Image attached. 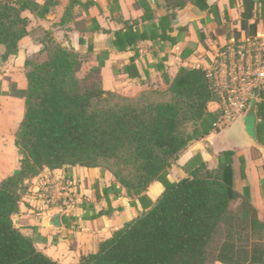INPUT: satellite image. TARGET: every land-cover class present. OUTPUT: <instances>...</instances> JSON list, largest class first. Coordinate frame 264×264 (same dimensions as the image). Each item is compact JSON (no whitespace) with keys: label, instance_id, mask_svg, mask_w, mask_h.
I'll list each match as a JSON object with an SVG mask.
<instances>
[{"label":"trees","instance_id":"obj_1","mask_svg":"<svg viewBox=\"0 0 264 264\" xmlns=\"http://www.w3.org/2000/svg\"><path fill=\"white\" fill-rule=\"evenodd\" d=\"M29 7L0 2L1 62L17 54L28 34L20 12ZM242 8L240 29L255 37L258 24L264 28V0H243ZM133 38L128 35L126 43ZM39 43L41 50L24 61L23 115L13 139L18 166L0 181V264H58L34 247L13 217L32 179L44 169L64 167L103 168L114 179L111 189L118 186L130 199L155 181L164 186L148 211L77 264H264V221L246 194L234 189L233 152H223L212 170L196 155L189 178L166 180L187 145L203 138L220 117V111L215 116L207 111L219 97L206 70L182 67L165 91L126 98L102 90L94 70L78 78L82 58L48 33ZM258 98L256 136L264 143L261 89ZM237 200L239 215L231 210Z\"/></svg>","mask_w":264,"mask_h":264},{"label":"crops","instance_id":"obj_2","mask_svg":"<svg viewBox=\"0 0 264 264\" xmlns=\"http://www.w3.org/2000/svg\"><path fill=\"white\" fill-rule=\"evenodd\" d=\"M0 2L12 6L26 4L32 8L20 12L27 22L28 34L19 41L17 54L5 62L0 61L1 106L6 109L16 105L20 118L23 99L19 94L26 88L24 61L41 50L39 37L44 33L82 58L79 77L94 70L102 90L126 98L150 91H165L180 68L205 69L225 44L234 38H248L240 29L243 0ZM255 6L259 5L255 3ZM256 17L250 22L258 20ZM128 35L130 39L135 37L134 43H126ZM255 36L264 37L261 23ZM4 51L0 45V58ZM5 76L11 77L10 81L2 80ZM261 91L264 93V87ZM258 101L257 97L255 102ZM219 107L218 101L211 102L207 111L215 116ZM7 117L5 121L0 119L2 126ZM17 121L10 128L16 126ZM257 123L254 114L253 132L260 149L246 143L239 128L236 130L241 143L234 146L233 136H224L222 128L214 129L211 122L208 133L189 143L172 163L166 175L167 182L183 180L181 171L189 177L192 170L189 162L196 155L212 170L217 168L221 154L231 151L234 189L240 196L246 194L258 219L264 221V143L257 139ZM253 150L256 151L254 156ZM17 166L8 170L5 166L0 170V181ZM67 181L73 184L74 202L61 210L45 200L44 189ZM113 181L110 173L99 168L44 169L29 182V188L21 198L19 213L13 217L15 227L51 260L58 264H77L82 255L95 253L99 244L116 230L148 211L164 191V186L155 181L141 196L130 199L118 186L111 189Z\"/></svg>","mask_w":264,"mask_h":264},{"label":"built area","instance_id":"obj_3","mask_svg":"<svg viewBox=\"0 0 264 264\" xmlns=\"http://www.w3.org/2000/svg\"><path fill=\"white\" fill-rule=\"evenodd\" d=\"M204 70L219 97L220 117L213 128L221 129L235 117L240 118L253 99L254 91L264 87V37L231 40ZM72 186L68 181L57 185V193L62 198L54 204L50 203L61 210L72 205L75 196Z\"/></svg>","mask_w":264,"mask_h":264},{"label":"rangeland","instance_id":"obj_4","mask_svg":"<svg viewBox=\"0 0 264 264\" xmlns=\"http://www.w3.org/2000/svg\"><path fill=\"white\" fill-rule=\"evenodd\" d=\"M76 76L78 78H82L84 75L82 77H79L76 74ZM10 78L11 77H9V76L8 77L5 76L2 78V80L10 81ZM14 78L17 80L16 75L14 76ZM93 82H95V80H93ZM4 95H6V94H4ZM4 102H5V100H4ZM111 102L117 103L119 101L116 98H112ZM1 104H2V102L0 100V119L4 120V118L7 117L8 113H9V115L7 117L6 124L3 126L0 124V170H2L5 166H6L5 169L8 170V169L13 168L15 164H18L17 163L18 156L16 154V150H15L14 145H13V139H14V133L17 129V126H18L21 118H20V115L17 116L18 109H17L16 105H13V106L9 105L8 108L5 109L1 106ZM16 119L18 120L16 126L10 128ZM238 120H239L238 117H235V119L233 121L229 122L225 127H223L221 129L223 131V132L222 131L221 132L223 133L224 136H228V135L233 136L234 140H232V142H233L234 146H236L238 143H241V138L237 134V130H236L237 129L236 122ZM3 131L5 132V134L3 133ZM101 169L104 170L103 168H101ZM56 189L57 188L55 186L52 189H47V188L44 189V191L48 192V193L44 194V197L46 196L47 198H49L48 200L45 199L48 201V203L51 202L54 204V203L58 202L59 199L62 198L61 196L58 195ZM50 199L52 201H49ZM240 203H241V200H237L231 205V210L236 215H239L241 212ZM260 244L264 245V241H261Z\"/></svg>","mask_w":264,"mask_h":264},{"label":"water","instance_id":"obj_5","mask_svg":"<svg viewBox=\"0 0 264 264\" xmlns=\"http://www.w3.org/2000/svg\"><path fill=\"white\" fill-rule=\"evenodd\" d=\"M195 11V10H194ZM107 44L109 45V42L107 41ZM258 90H255L253 93V99L249 102V105L243 115L240 117V119L236 122V125L239 128L241 138L246 142L249 143L252 147H255L257 149H260V145L257 142L254 132H253V126H254V109H255V100L258 97ZM242 118V119H241ZM182 179L189 178L183 171H181ZM14 226H16V222H13Z\"/></svg>","mask_w":264,"mask_h":264}]
</instances>
